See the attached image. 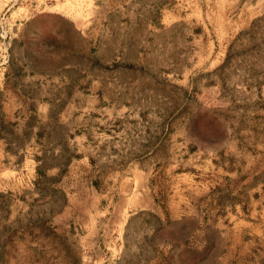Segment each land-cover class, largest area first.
I'll return each mask as SVG.
<instances>
[{
	"label": "rangeland",
	"instance_id": "obj_1",
	"mask_svg": "<svg viewBox=\"0 0 264 264\" xmlns=\"http://www.w3.org/2000/svg\"><path fill=\"white\" fill-rule=\"evenodd\" d=\"M13 49L85 151L0 85V264H264V0H0V78Z\"/></svg>",
	"mask_w": 264,
	"mask_h": 264
},
{
	"label": "crops",
	"instance_id": "obj_2",
	"mask_svg": "<svg viewBox=\"0 0 264 264\" xmlns=\"http://www.w3.org/2000/svg\"><path fill=\"white\" fill-rule=\"evenodd\" d=\"M18 59L13 49L8 51L4 60V67L2 68L3 75L0 78V85L13 86L4 92L8 96L7 101H37L36 110L38 112L43 110L44 113H37L33 108L27 115L32 118H41L43 120V125L48 126L49 133H55V135H57L55 140L51 139V143L49 142L47 152L51 157L60 158L64 150H68L71 159L74 160L75 154L85 151V113H64V108L61 109L60 113H51L53 109L52 100L44 98L49 97L51 87L55 90L56 87L62 84L61 78L56 74L52 77L48 76V73H44L39 67H34L27 59ZM15 61L18 63V68L14 67ZM73 119H78V122H75ZM32 128L34 131L37 129L35 127ZM19 150L23 155L25 152L26 159L33 156L35 152L34 148L30 149L28 147L24 149L20 148ZM43 150L45 149L42 148L41 152ZM143 194H145L146 198L144 202L145 207H142L141 210L143 211H139L140 213H137L135 216L145 215L146 223L149 222L148 218L153 216V214L162 222L165 221V218L177 224L185 222V214L179 206L180 202L170 203L168 211H166L149 200L150 197L147 195L148 192H138L137 195H135V193H130L128 196L129 202L131 203L134 198L143 197ZM198 224H201L199 218Z\"/></svg>",
	"mask_w": 264,
	"mask_h": 264
}]
</instances>
